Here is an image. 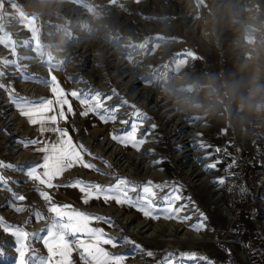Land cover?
Segmentation results:
<instances>
[{"label":"rangeland","instance_id":"374dc122","mask_svg":"<svg viewBox=\"0 0 264 264\" xmlns=\"http://www.w3.org/2000/svg\"><path fill=\"white\" fill-rule=\"evenodd\" d=\"M0 61L9 62L0 65V83L18 97L55 99L41 82L50 79L51 67L66 92L99 91L101 99L111 96L106 106L121 105L116 121L104 123L93 114L82 116L81 105L69 95L75 114L66 112L68 118L59 121V127L90 150L85 161L101 171L76 165L54 182L80 179L111 185L116 177L137 184L167 182L164 191L156 190L157 202L179 186L190 198L181 215L192 216L186 222L145 218L114 201L85 204L76 188L45 189L31 180L26 171L42 163V153L36 150L40 145L22 147L17 140L45 142L54 134H41L38 126L30 125L0 89V162L18 166L0 172L26 197L21 206L27 209L16 213L8 207L12 195L0 186V216L8 223L46 236L41 230L52 214L38 194L46 190L57 204L114 221V226L94 221L92 227L113 237L127 236L157 254L129 255L126 264H157L168 252L203 254L214 264H264V0H0ZM248 103L243 142L235 121L246 113ZM137 110L149 117L138 136L148 132V141H154L139 151L111 139L132 130ZM153 124L158 127L149 132ZM201 142L209 147L201 149ZM150 149L155 155L146 154ZM161 158L164 163H150ZM216 161V169L205 170ZM239 173L246 198L236 206L232 185ZM220 178L225 180L222 186L213 183ZM137 193L142 194V188ZM33 211L44 218L33 217L28 223ZM201 212L208 230L197 232L189 225ZM236 239L246 246L247 262L239 256ZM32 244L38 254H46L41 241ZM0 247L5 253L0 264H16L15 239L0 231ZM131 247L108 250L124 254ZM71 259L81 264L77 251Z\"/></svg>","mask_w":264,"mask_h":264},{"label":"snow or ice","instance_id":"6c2138e0","mask_svg":"<svg viewBox=\"0 0 264 264\" xmlns=\"http://www.w3.org/2000/svg\"><path fill=\"white\" fill-rule=\"evenodd\" d=\"M8 64L9 62L0 61V65L2 66H7ZM52 70L50 67V79L41 82L50 88L55 99L41 98L39 100H30L25 97H18L9 90L8 86L0 83V89L6 91L9 102L12 103L21 116L27 118L30 125L38 126L41 134L47 132L54 134L52 140L45 142H41L35 138L17 140L22 147L40 145L36 150L42 153V163L29 166V170L26 171L27 177L38 182L45 189L76 188L82 194L81 199L85 204L91 200L102 199L105 203L114 201L118 206L134 208L142 213L145 218L158 219L163 217L169 220L176 219L180 222L191 220V215H181V213L186 211L188 202H190V198L182 195L181 187H171L170 191L161 197L159 202L155 199L156 190L164 191L168 186L167 182L154 184L148 181L144 184H137L122 177H116L115 182L111 185H101L80 179L68 181L67 183L54 182L76 165L96 172L101 171L94 164L85 161L84 155L90 154V150L82 143H75L68 131L59 127V121H66L68 118L66 112L75 114L72 104L68 99L69 95L81 105L82 111L80 114L82 116L93 114L104 123L116 121L117 111L121 105L106 106L105 101L111 99V96L101 99L104 94L99 91H95L92 94L84 90L66 92L61 87L57 77L51 74ZM3 76L4 72L0 71V77ZM32 78L40 80L39 77ZM113 94L115 93L113 92ZM122 103L126 104L124 101ZM133 115L136 117V122L132 124V130L122 135H112L111 139L123 146H131L139 151L144 143L154 141H148V132L138 136L143 122L149 118L147 114L137 110ZM123 122L127 123V121ZM157 127L156 124L151 125L149 132L154 131ZM0 131L3 130L0 129ZM226 131V129L221 130L222 134H226ZM199 146L201 149L209 147L203 142ZM177 150H180V146L177 147ZM146 154L155 155V150L150 149ZM103 162L108 167H112L107 161ZM150 163L157 165L164 163V160L161 158ZM218 163L220 161L205 165V170L216 169ZM17 167L0 162V169L7 168L14 171ZM102 174L109 175L108 173ZM12 183L14 182L9 181L0 172V186H4L12 195V200L8 203V207L12 208L16 213H22L27 210L26 207L21 206L26 197L15 192L9 186ZM213 183L222 186L225 180L220 178L217 181H213ZM138 188H142V194L137 193ZM229 190L231 191V188ZM244 191L246 190L242 189V192ZM131 193L137 194L133 196ZM38 194L47 203V211L52 214L49 225L46 229L41 230L46 231V236L40 237L38 233H30L26 230V227L12 225L4 217L0 216V231L9 234L15 239L16 264H74L71 259L74 251L78 252L81 264H126L129 255L135 256L141 254L149 258H154L157 255L154 250L145 249L127 236L122 238L113 237L108 235L103 229L91 226L94 221L114 226V221L111 218L78 211L70 205L57 204L46 190L39 191ZM181 200H185L186 202L178 204L177 202ZM197 211L199 210L197 209ZM33 217L37 219L44 218L40 212L33 211L28 223H31ZM189 227L197 232L207 231V216L201 212L198 219L190 224ZM33 240L42 242L46 250L45 255L38 254L32 244ZM125 244L132 246L130 253L120 254L108 250L109 247L116 248ZM226 251L230 254V250ZM3 255H5L3 247H0V256ZM185 261H191L192 264H214V261L203 254L188 252L165 253L157 261V264H184Z\"/></svg>","mask_w":264,"mask_h":264},{"label":"bare ground","instance_id":"6f19581e","mask_svg":"<svg viewBox=\"0 0 264 264\" xmlns=\"http://www.w3.org/2000/svg\"><path fill=\"white\" fill-rule=\"evenodd\" d=\"M74 10V9H73ZM72 10V11H73ZM77 12V11H76ZM64 15V14H63ZM81 16V15H80ZM54 20V19H53ZM101 26V25H100ZM92 30V29H91ZM67 38V37H66ZM93 38V37H92ZM241 48V47H240ZM237 52H239V51H237ZM236 52V53H237ZM76 53V52H75ZM236 55V54H235ZM141 61V60H140ZM118 67V66H117ZM108 69V68H107ZM83 73V72H82ZM147 73V72H146ZM126 81V80H125ZM252 85V84H251ZM2 95V90H0V98L2 97L1 96ZM182 98V97H181ZM186 102V101H185ZM191 104V103H190ZM7 105V104H6ZM5 105V106H6ZM2 106H4V105H2ZM251 103H248L247 105H246V110H245V112L246 113H243V115L242 116H239L237 119H236V121H235V123H236V132H237V134H238V137H239V140H241V139H244V141L243 142H245V140H246V131H245V125H247V121H249V118H250V112H251ZM4 111V110H3ZM184 112H186V110L184 111ZM248 112V113H247ZM255 112V111H254ZM178 113V112H177ZM241 114V113H240ZM11 116V115H10ZM178 116H180V115H178ZM14 117V116H13ZM181 117V116H180ZM11 118V117H10ZM12 119V118H11ZM28 122V121H27ZM19 124V123H18ZM182 124V123H181ZM180 128H183V127H180ZM185 139V138H184ZM124 149V148H123ZM29 152V151H28ZM200 154V153H199ZM31 156V155H30ZM33 157H37V155H35V156H33ZM40 159V158H39ZM38 159V160H39ZM37 160V161H38ZM102 168V167H101ZM65 180V179H64ZM106 180V179H105ZM121 209V208H120ZM121 216V215H120ZM142 221H144V220H142ZM147 221V220H146ZM146 221H144V223L146 222ZM142 223V222H141ZM146 223H148V222H146ZM147 225V224H146ZM138 227V226H137ZM141 227V226H140ZM150 227V226H149ZM147 228V227H146ZM141 231V230H140ZM235 233H236V231H234L233 233L231 232V235H232V238H234L233 237V235H235ZM190 234V233H189ZM235 244H236V246H237V250H238V253H239V256L245 261V262H247L248 261V254H247V249H246V246L243 244V241H241V239L240 240H238V239H236L235 240Z\"/></svg>","mask_w":264,"mask_h":264},{"label":"built area","instance_id":"2783aa9c","mask_svg":"<svg viewBox=\"0 0 264 264\" xmlns=\"http://www.w3.org/2000/svg\"><path fill=\"white\" fill-rule=\"evenodd\" d=\"M240 173L242 174V170H241ZM240 173L239 174H235V176H234L235 180H234V183L232 185L233 188H234V197L238 199V202L235 204L236 206L242 204V200L246 198L245 191L242 192V189L246 190V187L244 185L243 180L241 179V174Z\"/></svg>","mask_w":264,"mask_h":264}]
</instances>
